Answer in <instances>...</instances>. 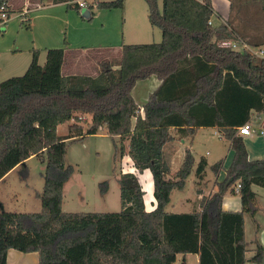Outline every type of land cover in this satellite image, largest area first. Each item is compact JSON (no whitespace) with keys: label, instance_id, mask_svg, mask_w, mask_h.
<instances>
[{"label":"trees","instance_id":"16d2710c","mask_svg":"<svg viewBox=\"0 0 264 264\" xmlns=\"http://www.w3.org/2000/svg\"><path fill=\"white\" fill-rule=\"evenodd\" d=\"M7 1L0 0V12ZM40 1L79 10L75 0ZM123 1L97 4L122 7ZM145 2L161 40L122 44L116 67L101 61L96 75H63L64 47L45 49L42 65L40 51L33 49L23 74L0 81V179L15 166L25 168L30 156L44 163L40 210L0 207V264L11 248L37 252V264H185L184 259L176 263V257L187 253H198L199 264H245L244 213L256 210L251 185L264 187V157L249 159L236 128L251 113L264 111V57L217 47V39L234 37L233 28L228 19L213 21L211 0H162L161 8L158 0ZM22 23L30 28L27 20ZM254 39L250 46L264 47L263 34ZM150 75L161 83L148 95L141 115L131 90ZM83 114L90 115L85 132ZM69 120L68 134L58 135L57 126ZM199 127L215 128L229 142L232 161L215 192L202 196L201 210L167 212L171 191L183 189L194 160L187 148L168 178L164 146L174 139L172 130L193 137ZM99 128L118 136V155L126 152L133 162L134 170L118 178L120 210L63 211L62 189L73 173V166L64 163L66 142ZM206 165L201 158L195 171L199 181ZM222 165L223 159L211 165L215 176ZM143 170L151 175L152 210L145 208L138 179ZM237 182L241 209L224 211L223 195L234 192ZM263 253L257 243L251 259L261 262Z\"/></svg>","mask_w":264,"mask_h":264},{"label":"rangeland","instance_id":"374dc122","mask_svg":"<svg viewBox=\"0 0 264 264\" xmlns=\"http://www.w3.org/2000/svg\"><path fill=\"white\" fill-rule=\"evenodd\" d=\"M104 1L108 2L113 0H95L94 2ZM94 2L93 6L90 7L92 14L89 17H92V19L89 20L85 17L84 21L86 24H77L76 32L78 35L74 38L76 44H93V41L90 40H98V31L101 28L99 25L104 21L106 31L103 29L105 27H102L104 35L103 41L111 40L110 42H112L116 38L121 42V40L123 41L125 38V43L160 42L161 30L150 24L147 18V4L145 0H124L122 7H99L98 4H94ZM261 5L264 6V1L234 0L233 5L234 8L237 7V12L241 9L245 17H254V14H257L256 20L251 18V21L254 23L253 25L256 26L253 28L255 32L253 37L256 39L261 37L264 33V11H262ZM158 6L161 8L162 0H158ZM64 8L65 6H63V9ZM69 10L78 15L80 19L82 18L80 9L77 10L70 7ZM97 14L100 15V19L93 20V17ZM13 18H17V20L20 21L19 17L14 16L10 17V21L11 19L13 20ZM58 27L57 25V28ZM243 27L246 31H249L247 23H245ZM57 28L56 31L61 30L60 38L64 40L66 36L65 32H69L70 29L66 31L65 25L60 27V29ZM134 28L142 29L140 32L142 34L141 37H133L134 39L129 37L130 33L128 32H130L131 29L134 31ZM5 29L6 25L4 24L0 29V37H4H2V39L0 38V45L12 44L13 41L16 42L15 45L13 44L14 46L25 45L31 42L30 29L21 27L18 37H16L13 32L10 36H7ZM246 31L240 29L241 33H245ZM81 35H84V37ZM63 44L64 42H62L59 47H64ZM245 44L247 45V43ZM14 46L13 48H15ZM248 46L252 47L250 45ZM260 47L261 46L252 48L258 49ZM6 55H0V81L11 76L21 75L27 68L10 69L8 67L10 63L20 62L25 59V56L26 60L27 58L28 60L31 59V56L27 55L25 52H13ZM118 57L117 55L111 54L107 59L116 67ZM43 60H45V56L39 61L41 65L44 63ZM137 82L138 80L136 83ZM138 87L140 86H137L136 89H138ZM135 102L140 104V101L137 99ZM84 115L86 116L89 114H83V116ZM72 123L73 121L69 120L59 124L56 132L61 136L68 134V127ZM89 123L88 118H86V122L81 123L84 132L87 130ZM258 125L260 124L257 123V126ZM173 134V141L169 142L165 148V157L170 165L168 178H171L174 172L179 168L186 148L190 150L194 163L191 173L185 179L183 189H173L171 191L170 203H168L165 208L166 210L174 212L184 210L190 211L199 201L196 199V189L198 185L200 188L204 189V192H209L212 188L215 175L211 165L220 160V158L224 161L229 142L224 138H219L216 130L213 128H203L194 134L193 138L187 135L180 136L177 133L175 134V132ZM257 136L263 137L260 135H256V137ZM119 143L118 138H114L103 128H99L95 134H83L67 140L64 163L73 166V173L65 182L62 189L63 211L115 212L120 210L118 178L121 173L133 171L134 167L131 158L126 152L122 156L118 155ZM123 143L126 148L128 140H123ZM202 156L206 157L207 165L204 170L203 179L199 182L195 171ZM43 172L44 163L37 156H30L27 158L25 161V168L20 166L16 170L8 172L5 178L0 180V202L2 208L10 212L39 211L40 199L37 194L40 193L43 188ZM138 179L144 192V199L147 204L146 207H150V202L153 201L150 172L148 170H143L141 173H138ZM259 200L261 202L264 201V197H259ZM172 204H174V206H172Z\"/></svg>","mask_w":264,"mask_h":264},{"label":"crops","instance_id":"0c3cea01","mask_svg":"<svg viewBox=\"0 0 264 264\" xmlns=\"http://www.w3.org/2000/svg\"><path fill=\"white\" fill-rule=\"evenodd\" d=\"M259 1H264V0H259ZM211 3L216 13L215 15L217 16L213 18L214 22H220V21L226 22L228 19V22H230V26H232L233 28V36H234L233 38L241 42L247 43V45H251L249 44L250 41H255V39L253 38V34H255L253 28L256 26L253 25L254 23L253 21H251V18L256 20L257 14L256 15L254 14V17L251 16L245 17V14L242 13L241 9L238 11L239 12L238 13L236 10L237 7L235 8L233 7V9L230 8V0H211ZM63 6H65L64 9ZM69 8L70 7H67L65 3L52 4V3H44L41 2L40 0H8L6 3V11L4 10L6 15L8 16V19L4 22L1 20L2 22H0V29L2 28V25L5 24L6 25L5 32L7 33V36H10V34L13 32L14 35L18 37L19 30L21 29V27L25 28L24 23H22V21L27 20L30 24L29 29L31 31V37H30L31 42L25 45L14 46L16 42L13 41L12 44L0 45V55H6L13 52H25L27 55L31 56V51L33 49H38L40 51L38 61H40V59L41 58L43 59L45 56V52H44L45 49L58 48L59 46H61V43L64 42L63 44L64 59L61 66V73L63 75H91V76L96 75L99 70V63L102 60L109 61L107 58L111 54L115 56L117 55V57L120 56V47L122 44L125 43V38L123 39V41L121 40V42L118 41V39L116 38L112 42H110L111 40L103 41L104 35L102 32V27H105V21H104L102 22L101 25H99L101 26V28L98 31V36H99L98 40H90L93 41V44H76L74 42V38L78 35L76 32L77 24L80 25L86 24L84 21L85 16L81 15L82 18L80 19V17H78V15L70 11ZM261 8L262 11H264L263 5H261ZM79 9L81 10V12H83V10H88V16H86V19L89 20L92 19V17H89L92 14L90 8H79ZM12 16L19 17L20 21H18L17 18H13V20L11 19L10 21V17ZM99 16L100 15L97 14L95 17H93V20L100 19ZM245 23H247L249 31H246L244 29L243 25H245ZM57 25L59 26L58 28ZM63 25L66 26V31L70 29L69 32H65L66 36L64 40L60 38L61 30L56 31V28L60 29V27H63ZM103 29L106 31V27ZM240 29L246 32L241 33ZM141 31L142 29L140 28H134V31L133 29H131L130 32H128L130 33L129 37H132V39H134L133 37H141L142 36V34L140 33ZM81 36L84 37V35ZM2 37L0 38L2 39ZM66 38L69 40H67ZM13 46L15 48H13ZM30 60L31 59L28 60V58L26 60V56H25V59H23L22 61L12 62L8 65V67L10 69L24 68L28 66ZM160 83L161 81L155 75H150L145 79L138 80V82L135 83V86L132 88L131 94L133 98L135 99V101L136 99L140 101L139 102L140 104L138 103L136 104L140 109L141 115H143L142 106L146 102L148 95L152 93L154 90H156L157 87L160 85ZM137 86L140 87L136 89ZM83 117L85 119L88 118L90 122V115H86V116L84 115ZM203 128H211V127H199L196 130V133ZM171 132L174 133L175 131L172 130ZM216 132L219 138H223L217 130ZM113 137L118 138V136H113ZM243 141L249 159H261L264 157V137H259V136L256 137V134L252 136H243ZM168 144L169 142L164 146V153H165V148ZM127 145L128 143H126V146ZM232 157H233V151L230 149L228 144V149L224 156V161L222 165L223 167L215 176V180L212 188L209 190V192H204V189L200 188L198 185L196 189V194H197L196 199L199 201L197 205L193 207L192 210L190 211L184 210L179 212L166 210V208L165 210L167 212H172V213H185V212H191L193 210H198V211L201 210L200 200L202 196L208 197L213 192H215L217 188L216 182H220L224 178L225 176L224 169H226L229 166V164L232 161ZM201 158H204L206 160V157L204 156H202ZM18 167L20 166H15L12 170H16ZM5 176H3V178H1L0 180H3ZM251 189L255 194L256 210L253 215H250L249 213H244V234H245V242L247 249L245 252V259H246L245 264H264V253L261 262H254L251 259L252 256L254 255V249L257 243L260 244L262 247H264V201L261 202L259 200V197H264V187H261L256 184H252ZM146 205L147 204L145 203L146 210H152L154 207L153 201L150 202V207H146ZM172 206H174V204H172ZM221 208L224 211H237L241 209L240 196L238 194V191L235 190V188H234V192L232 193L226 192L223 195L221 201ZM182 259H184L185 264H199L198 253H187L185 255L177 254L176 263H180ZM37 263H38L37 252L24 253L12 248L8 250L7 258L5 262V264H37Z\"/></svg>","mask_w":264,"mask_h":264},{"label":"built area","instance_id":"2783aa9c","mask_svg":"<svg viewBox=\"0 0 264 264\" xmlns=\"http://www.w3.org/2000/svg\"><path fill=\"white\" fill-rule=\"evenodd\" d=\"M95 1V0H94ZM93 0H75V3L78 5L79 8H90L93 6ZM94 4H97L94 2ZM1 17L0 19L4 22L8 19V16L4 11H1L0 13ZM1 21V22H2ZM211 23V21H209ZM237 39L232 37H224L219 38L216 41L217 47L220 49H231V50H243L248 49L251 53L258 57H264V48H258L254 49L252 47H249L244 42L239 41L240 44H238ZM264 111L263 112H253L251 113V116L249 119L243 123L242 125L238 126L236 128V134L241 136H252V135H260L264 137ZM257 123L260 125L257 126ZM240 188V183L237 182L235 186V190L238 191Z\"/></svg>","mask_w":264,"mask_h":264},{"label":"water","instance_id":"95a60500","mask_svg":"<svg viewBox=\"0 0 264 264\" xmlns=\"http://www.w3.org/2000/svg\"><path fill=\"white\" fill-rule=\"evenodd\" d=\"M82 15L85 16V17L88 16V10H83ZM0 207H1V205H0Z\"/></svg>","mask_w":264,"mask_h":264}]
</instances>
